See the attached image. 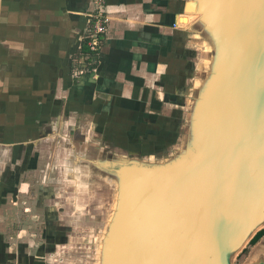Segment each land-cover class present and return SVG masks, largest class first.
<instances>
[{"label": "water", "instance_id": "95a60500", "mask_svg": "<svg viewBox=\"0 0 264 264\" xmlns=\"http://www.w3.org/2000/svg\"><path fill=\"white\" fill-rule=\"evenodd\" d=\"M180 10L199 17L184 30L196 54L173 119L149 146L75 141L49 202L51 221L68 222L59 233L53 225L50 254L236 264L264 229V0H182ZM93 196L108 205L102 219ZM255 246L246 264H264V235Z\"/></svg>", "mask_w": 264, "mask_h": 264}, {"label": "crops", "instance_id": "0c3cea01", "mask_svg": "<svg viewBox=\"0 0 264 264\" xmlns=\"http://www.w3.org/2000/svg\"><path fill=\"white\" fill-rule=\"evenodd\" d=\"M181 1L105 0L95 72L82 50L92 0H0V264H53V225L68 222L51 221L46 196L76 140L157 144L194 67Z\"/></svg>", "mask_w": 264, "mask_h": 264}, {"label": "rangeland", "instance_id": "374dc122", "mask_svg": "<svg viewBox=\"0 0 264 264\" xmlns=\"http://www.w3.org/2000/svg\"><path fill=\"white\" fill-rule=\"evenodd\" d=\"M90 56V55H89ZM85 57L87 58V54L85 55ZM92 58V57H91ZM91 58H87L89 61H91L92 59ZM88 71H90L89 69H88ZM75 74H78L77 73V70H75V72H74ZM53 198H54V201H52L53 200ZM96 199H97V196L95 197ZM94 198V196H93V199H94V202L95 203H99L102 207L101 208H99L98 209V211H96L95 209H94V213H95V216L97 217V219H102V218H100L101 216H104V213H106V212H104L105 210H106V208H107V206L108 205H105V203L104 202H100L99 200H97L96 201V199ZM50 199H51V201L52 202H56L57 201V199L55 200V196L54 195H52L51 194V196H46V200L47 201H50ZM86 199L87 198H83V197H81V201H78L77 202V205H76V207H77V209L80 211V212H83L82 210H83V203L86 201ZM92 199V200H93ZM70 200V199H69ZM92 200H90L89 202H91ZM104 200H107V199H104ZM82 201H83V203H82ZM58 202L61 204V205H63L62 203H63V201L61 200V199H58ZM68 203H69V201H68ZM94 206V205H93ZM75 207V208H76ZM95 207V206H94ZM67 208H68V206H67ZM75 208L73 209V211L75 212ZM93 208H90V207H86V210H92ZM65 210V209H64ZM64 210H62L60 213L63 215V214H65L66 215V212L64 213ZM39 209H38V212H37V214H39ZM66 211V210H65ZM70 211V210H69ZM52 218H53V216H52ZM87 232H89L88 230H85L84 232H81V234H78V232H77V230H76V233H75V235H77V236H81V235H83V234H86ZM87 235V234H86ZM255 249H256V246H255V244H251V245H249L248 247H247V249H245V251L243 252V253H241L238 257H236V259H235V263L236 264H246L247 262H248V260H249V258H250V256L252 255V253L255 251ZM52 251H53V249H52ZM47 253H49V252H47ZM53 253V252H52ZM52 253L50 254H48L47 255V257L49 258H51L52 257ZM51 255V256H50ZM49 258V260H52V262H53V264H91L92 263V260H91V258L89 257V255H87V254H75V256L74 257H72V256H70V254L67 256V258H65V260L62 262V263H60V259H59V257L57 258V256H53V258L52 259H50Z\"/></svg>", "mask_w": 264, "mask_h": 264}, {"label": "built area", "instance_id": "2783aa9c", "mask_svg": "<svg viewBox=\"0 0 264 264\" xmlns=\"http://www.w3.org/2000/svg\"><path fill=\"white\" fill-rule=\"evenodd\" d=\"M96 6V9L92 13V19L90 21V27L87 35L85 36L86 43L90 48L87 58H91V63L98 59L100 54L101 45L103 43V34L106 33L110 18L105 14V0H92ZM90 55V56H89ZM88 61V59H87ZM89 70L96 72L97 67L91 64ZM77 73H79L77 71Z\"/></svg>", "mask_w": 264, "mask_h": 264}, {"label": "bare ground", "instance_id": "6f19581e", "mask_svg": "<svg viewBox=\"0 0 264 264\" xmlns=\"http://www.w3.org/2000/svg\"><path fill=\"white\" fill-rule=\"evenodd\" d=\"M199 17V15L194 14V13H184L183 15H181L180 17V23L183 24V26L188 27L190 24H192L193 21L197 20ZM89 150V148H88ZM81 201V198H77V202ZM112 209L116 208V204L112 205Z\"/></svg>", "mask_w": 264, "mask_h": 264}, {"label": "trees", "instance_id": "16d2710c", "mask_svg": "<svg viewBox=\"0 0 264 264\" xmlns=\"http://www.w3.org/2000/svg\"><path fill=\"white\" fill-rule=\"evenodd\" d=\"M82 50H83V53H84L83 55H84V56H85L86 54L89 53L90 48H89V46L86 44V42H85V44H84V48H83ZM91 64H92L91 61L88 60L87 65H86L87 68L91 67ZM263 235H264V229H263L262 231H260V232L255 236V238L252 240L251 244H255V243H257Z\"/></svg>", "mask_w": 264, "mask_h": 264}]
</instances>
